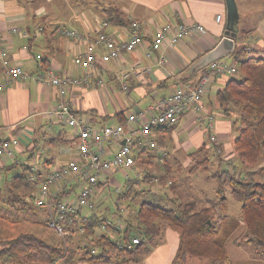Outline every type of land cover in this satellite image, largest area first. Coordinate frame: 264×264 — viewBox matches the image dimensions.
<instances>
[{"label":"crops","instance_id":"0c3cea01","mask_svg":"<svg viewBox=\"0 0 264 264\" xmlns=\"http://www.w3.org/2000/svg\"><path fill=\"white\" fill-rule=\"evenodd\" d=\"M109 1H114L118 5L130 24L132 21L139 22L143 43L135 51L125 52L107 64L100 63L98 74L106 78L103 86L69 89L68 98L72 103V109L77 116L93 126L118 124L119 117L115 116L116 113L124 111L126 117L129 112L147 110L159 98L170 94L175 89L193 86L203 71L192 73L191 65L217 44L225 30V24L221 25L223 15H226L225 0ZM235 1L236 4L239 3L238 0ZM239 1L244 2L245 0ZM248 1L250 0L240 7L244 10L245 18H247L246 14L251 13L247 5ZM251 2L252 12L257 18L253 20L251 27H245L243 23L241 31L246 30L243 35L249 34L253 42L252 46L247 45L249 49L244 53L255 49H262L260 51L264 53V1L251 0ZM81 5L86 4L81 0L78 3L69 0H0V38L7 48L10 64L19 65L27 73L23 79L6 82L0 63V84L3 85L0 89V140L17 137L22 142L19 140V146L15 152L26 153L29 157L32 153L30 148L35 146L37 154H40L36 159V166L45 173L49 167L60 165L76 157L75 130L70 126L69 132L63 128H56V125L65 127L67 125L58 123L50 114L57 101L56 89L33 79V75L44 69H52L59 74L77 75L80 73L72 60L79 51L84 49V44L62 37L57 30L63 27L88 30L93 35L98 25L104 24V30L112 33L116 38L126 39L130 34V24H105L102 15L98 14L97 10H92L93 17L90 13L87 16L84 13L86 9L80 7ZM218 14L220 20L217 22L215 17ZM192 21L201 23L206 33L187 36L173 46L163 44L159 52L153 53L150 58L145 56L147 44L158 27L165 23L178 24ZM13 27L19 29L11 31ZM23 31H26V35L21 34ZM244 36L237 41L238 46L242 45ZM37 54L42 56L41 62L35 59ZM159 54L166 56L163 65L157 64L154 59ZM146 66L151 68L142 70ZM124 70L128 71L129 75L125 81L126 88L122 89L120 73ZM225 77L214 79L202 99L205 111L214 116L219 114L214 110H219L215 103L214 93L223 86ZM102 98H104L105 108ZM220 115L215 117V133L222 151H226L222 159L227 161V153L233 155L232 142L235 136L231 133L233 129L231 119L221 111ZM169 127V129L154 130L150 137H142L137 133L131 135L133 139L131 147L136 163L132 170L137 172L136 177H138V171L141 168L147 169L144 176L148 177L150 183H158L159 191L155 194L158 201L156 203L164 207H167L168 201L175 198V193L182 189L189 191L185 187V173L190 176L196 173L189 172L194 163L190 153L199 148L202 143H206L209 149H213L203 126L195 121L192 113L184 112L177 123ZM128 128L129 126L125 127L126 133H128ZM149 139H153L166 150L167 154L163 162L157 159V152L161 150L150 148ZM123 142L122 138L119 141L107 143L106 155L111 156L116 147ZM18 162L17 159L1 158L0 172L10 167V164ZM155 168L157 174H155ZM182 170H185V173ZM113 174L108 177V182ZM208 175L209 173L205 175V178H208ZM166 179H171L169 184L165 183ZM108 184L99 182L94 187L92 191L94 202ZM73 187L69 188L70 192L65 195L64 199H74L77 188ZM170 192L173 195H170ZM204 194L203 188L196 189L189 193L190 200H186L184 195L181 199H185L188 203H196L203 199ZM125 196L128 195L125 194ZM137 197H128L129 203L124 206L123 218L127 210L129 214H132L138 208L139 204L137 207L133 206ZM42 209L46 214L45 208ZM102 209L103 216H113L109 207ZM172 230L165 227L161 234L165 241L169 242L173 259L178 245V234ZM165 244L156 245L148 255L143 257L140 264H161V260L165 257ZM125 264H138V262Z\"/></svg>","mask_w":264,"mask_h":264},{"label":"trees","instance_id":"16d2710c","mask_svg":"<svg viewBox=\"0 0 264 264\" xmlns=\"http://www.w3.org/2000/svg\"><path fill=\"white\" fill-rule=\"evenodd\" d=\"M96 1L95 10L98 14L101 13L105 24H130L114 1ZM238 34L239 30L237 36ZM229 55L239 74L238 77H228L223 86L216 90L215 103L221 113L231 119V126L235 130L232 150L240 166L243 167L238 174L222 169L212 171L208 175V178L216 181L217 199L214 205L223 214H214L213 205L194 210L184 202L166 208L156 202L143 200L139 202L134 213L130 214L131 219L126 216L123 218V214L120 213V219L126 220L122 234L117 232L97 234L93 226L88 227L76 243L68 232L74 229L71 225L66 227L68 231L61 237V242L55 243L33 232L37 230H28L24 225L23 228L18 220H15L13 222L18 227L17 230L11 234H2L0 231V264H57L59 260H64V263L68 264H125L137 261L147 247L155 244L162 236L165 227L175 230L178 234V245L170 264H189V258L207 260L209 264H231L226 244L232 234L240 229L244 243L252 245L255 257L264 261V56L245 57L244 47L236 45ZM206 67L199 71L205 72ZM115 116L119 117V123L125 121L124 111L116 113ZM169 128V126H160L157 130ZM208 150L207 144L202 143L190 153L194 162L189 169L190 173L209 166ZM34 151L35 146H32L30 154L32 155ZM14 166L15 163L10 164L6 169ZM21 167L28 170V175L25 172L17 173L9 179L0 181V199L7 190V197L1 199L0 206L3 208L5 203L13 208L14 204L20 202L16 213L24 215L30 212L35 218L31 224L36 225L41 222L47 227L46 209L45 219L36 220L35 211L26 200L29 196L34 200V196L30 194L25 196L26 193L21 194V192L20 195L18 194L22 187H26L27 179L30 183H39L44 178L45 172L36 165L33 167L21 164ZM99 182L102 181H98L97 184ZM67 189L60 191L55 196V201L64 199L70 192V189ZM227 189H230L233 197L240 202L237 216L226 214ZM120 195L125 194L120 193ZM114 204L109 210L113 212V216H116ZM38 208L43 210L44 207ZM13 211L15 210L5 212L3 208V214L0 212V220L12 221ZM80 211L81 208L77 214ZM124 211L125 209L122 212ZM2 215L7 216L8 219H4ZM107 217L112 218L105 215V218H97L95 223ZM136 238L138 242L128 246L131 240ZM119 239H122V245L119 244Z\"/></svg>","mask_w":264,"mask_h":264},{"label":"built area","instance_id":"2783aa9c","mask_svg":"<svg viewBox=\"0 0 264 264\" xmlns=\"http://www.w3.org/2000/svg\"><path fill=\"white\" fill-rule=\"evenodd\" d=\"M215 20H220L216 15ZM19 28L13 27L11 31ZM58 33L67 39L84 44V49L73 57L74 66L80 70L77 75L58 74L52 69H44L33 75V79L40 81L56 89L57 101L51 109L50 114L58 123L70 126L75 130L77 137L76 157L66 162L51 167L44 175V178L37 185V196H34L33 203L37 207H44L47 211V227L54 229L60 237L67 234V226L71 225L79 234L93 227L97 234L117 232L122 234L126 225L120 219L123 214V205L116 201L114 207L116 216L107 217L105 220L95 223L97 214L83 215L77 211L83 207L93 209V189L98 181L107 182L108 177L120 169L130 170L135 167V157L132 152L131 135L151 136L153 131L160 126H171L177 123L184 112H190L195 121L203 126L208 141L212 144L214 151L219 154L222 147L217 141L215 133V116L205 111L202 99L214 79L230 76L236 73L234 62L228 63L225 59H218L209 63L206 71L203 72L195 84L191 87H180L170 94L159 98L153 106L147 110L129 112L123 123L115 125L93 126L77 116L72 109L71 101L68 98V91L72 87L96 88L104 85L103 78L98 74L100 63H109L120 57L125 52L135 51L143 43V34L140 32L138 21L130 24L128 38H116L110 32L104 30V24H99L92 35L88 30L59 28ZM206 33L205 27L196 21L180 22L178 24L165 23L158 27L152 39L147 44L145 56L150 58L153 53L160 51L163 44L173 46L181 39L194 35ZM26 35V31L21 32ZM101 52V53H100ZM35 59L42 61V56L37 54ZM156 63L163 65L166 56L159 54L154 58ZM0 63L4 70L5 81L23 79L27 73L19 65H11L8 59V51L0 38ZM146 66L142 70L150 69ZM128 71H121L120 84L122 89L126 88ZM3 87L0 84V89ZM155 110L156 112H154ZM129 126L128 133L125 127ZM124 139L122 144L114 150L111 156L106 155L105 146L107 143ZM19 146L17 137H9L0 140V159H15V151ZM148 146L152 149H160L157 152V159L163 162L166 150L161 148L153 139H149ZM169 184V182L167 183ZM74 186L77 193L74 199H62L55 201V196L62 191ZM118 190V186H116ZM92 216V217H91ZM105 218V217H103ZM95 223V224H94ZM70 227V226H69ZM122 245V239H119ZM138 238L132 239L128 244H135ZM93 252V251H92Z\"/></svg>","mask_w":264,"mask_h":264},{"label":"rangeland","instance_id":"374dc122","mask_svg":"<svg viewBox=\"0 0 264 264\" xmlns=\"http://www.w3.org/2000/svg\"><path fill=\"white\" fill-rule=\"evenodd\" d=\"M69 1H71V2L75 1L76 3H78L79 0H69ZM246 1L247 0H245L244 2H241L238 0L239 3H237L238 4V7H237L238 12L240 15V22L238 23L239 34L234 39V43L237 47H240L237 45V41H239V39L242 38V36H244L243 33L246 31L245 29L243 31H241V29L243 28V23H244L245 27H247V26L251 27L253 24V20L255 18H257V17H254V12H252L251 0L247 2L248 8H250L251 13L246 14L247 18H245L244 10H243V8H240V7H242L241 5L243 3H245ZM83 2L86 4V5L80 6L83 9H86L85 12H84V10H83V12L87 16L90 13L91 16L93 17L94 12L92 10H95V8H96L95 5H97V3H96L97 1L96 0H83ZM99 13H100V11H99ZM100 15H101V13H100ZM225 20H226V15H223V18L221 21L222 26L225 24ZM245 22L247 24H245ZM69 25H71V24H69ZM71 26H73V25H71ZM250 37H249V34L245 35L243 37L241 46L244 47V51H247V49H249V47L253 45V42L251 41ZM247 45H249V47H247ZM260 50H262V49L251 50L248 53L245 52L244 56L245 57L246 56H264V53H261ZM229 54L224 56L222 59H225L228 63H231L232 57ZM68 74H70V73H68ZM238 74H239V72H236L235 74L230 75V76H226L225 78L227 79L228 77H238ZM103 80L106 81V78L103 77ZM169 90H171V89H169ZM102 102H103V106L105 108L104 98H102ZM214 110L217 113H219L218 115L215 114V117L221 116L220 111L218 109H214ZM56 128H58V129L63 128L67 132L70 131L69 126L65 127V126L56 125ZM231 133L233 134V136H235V130L234 129L231 130ZM18 140H20V139H18ZM222 150L223 149H221V152L219 154H217L214 151V148L208 150L209 151L208 156L210 158V160H209L210 164L207 168H200L199 170L196 171V173L191 174V176L189 174L185 173L186 169L182 170L185 173V182H186L185 187L189 191H185L184 189H182L179 192L175 193V198L168 201L166 208L173 207L174 205L178 204L179 202L187 203L188 207L194 208V210H195V206H197L196 209L199 208V206L202 207V206L213 205L215 207L214 203H215L217 198H216V195H215V192L213 189L216 186V181L211 179V178H205V175L212 172V171H217V170H222V169H228V170L233 171L234 173L238 174L240 172V169L243 167V166H240L239 161L237 160V157H236V155H234V153H233V155L230 153H227L228 154L226 156L227 161L223 160L222 157L224 156L226 151H222ZM15 155H16V157H17L16 159L19 161V163L15 164L14 167H11L9 169H5V170H3V172H0V178H1L0 181L2 179H5V178L9 179L12 175L17 174V173L20 174L22 172H25V174L28 175V170L23 169L21 167V164L32 165L34 167L36 165V159H37L38 155L40 156L39 153L37 154L36 150L34 151V153L32 155H30V157L27 156V154L23 153V152L22 153H15ZM198 158H200V156H198ZM225 162H228V163H225ZM146 170H147L146 168H141L140 171H138V174H139L138 177H136L137 172H134L132 169H130V170L120 169V170L116 171L113 174V176L110 177L111 179L108 182L109 183L108 186L105 187L104 192L102 194L98 195L97 198L95 199L96 203L94 205V208L89 209L87 207H83L81 210L82 214L83 215H89L91 213H94V214H97V216L99 218L105 217V216H103L104 213L102 212V210H104V209H102V208H104V207L113 208V204L117 200L120 201L123 206H126L129 203L128 197H130V198L134 197L135 198L138 196L135 199V201L133 202V206H136V207L139 204V202H141L143 200L158 202L155 198V194L157 193V191H159L158 190V183L157 182H155V183L149 182V179H147L148 177L144 176V174H145L144 172ZM154 171H155V174H157L156 168L154 169ZM169 180H171V179H166L165 183H168ZM29 181H30L29 179L26 180V182H27L25 184L26 187H22L20 189V191L18 192L19 195L21 192V194L26 193L25 196H27L28 194H30L32 196H37L36 187H37L38 183L37 182L36 183L31 182L30 183ZM116 185L118 186V190H116ZM202 188L204 189L205 194L203 196V199L201 201H199L201 203H199V202L188 203L186 201V200H190L188 197L190 192L195 191L196 189H202ZM120 193L127 194L128 196L126 197L125 195H120ZM171 194L173 195L172 192H170V195ZM182 195H184L186 197L185 198L186 200L181 199ZM6 197H7V190L3 192V196L1 199H5ZM178 197H179V199H178ZM225 197L228 200V208H227L226 214L231 215V216H237L239 213L240 202L236 198L233 197L230 189H227L225 191ZM1 199H0V203H2ZM26 200L29 202V204L33 208V211H35L36 220L42 221L43 219H45V215H46L45 212H42L41 208L34 206L33 199L29 196L26 198ZM97 203H98V205H97ZM18 206H20V202L17 204H14L13 208L5 205V203L3 204V208H4L5 212H7V210H10V211L15 210V211H13V213H12V221L6 222V220H3V219L0 220V231L2 232V234H5V233L11 234L15 230H17L18 227L16 225H14L13 221L18 220L17 222H19L22 225V227L24 225L26 227V229H28V230H37V231H33V232H35L39 236L43 237L45 240H47L49 242H55V243L61 242V237L57 234V232L54 229L43 226L41 222H39L36 225L31 224V221H33L35 218L32 216L33 214H31L30 212H26V214H24V215H19L20 213H16V209L18 208ZM3 208H2V206H0V212L2 214H3ZM214 214H220L221 215V214H223V212H221L219 208L215 207ZM125 215L128 219H131L128 210H127V214L125 212ZM2 217L4 219H8V217L5 215H2ZM72 230L73 231L69 230L68 232L70 233L71 239L73 240V242L76 243V241L79 240L82 236L75 229H72ZM96 231H98V229H96ZM173 232L176 233L175 231H173ZM241 234H242V230L241 229L237 230L236 232H234L232 234V237L229 239V241L226 244V248L228 251L229 258L231 260V264H264L263 260L255 257L252 245H250L248 243H244ZM164 243H166L165 244L166 245L165 257L161 260V264L171 263L170 260L172 259V254H173L172 249L168 245L169 242H166L165 239L163 238V236H160L155 244L148 246L145 253L142 256H140L136 262H138V264H140V261L143 259V257L146 254L148 255L156 245L158 246V245H161ZM209 263L210 262L207 260L199 261V260H196L193 258H189V264H209ZM57 264H68V263H64V260H59Z\"/></svg>","mask_w":264,"mask_h":264},{"label":"water","instance_id":"95a60500","mask_svg":"<svg viewBox=\"0 0 264 264\" xmlns=\"http://www.w3.org/2000/svg\"><path fill=\"white\" fill-rule=\"evenodd\" d=\"M225 4L226 20L224 35L214 47L205 52L191 65L190 70L192 73L199 71L215 60L223 58L234 48V39L238 32L239 12L235 0H225Z\"/></svg>","mask_w":264,"mask_h":264}]
</instances>
